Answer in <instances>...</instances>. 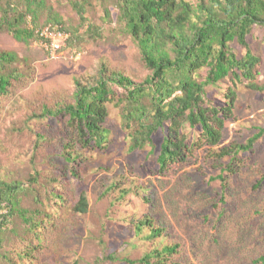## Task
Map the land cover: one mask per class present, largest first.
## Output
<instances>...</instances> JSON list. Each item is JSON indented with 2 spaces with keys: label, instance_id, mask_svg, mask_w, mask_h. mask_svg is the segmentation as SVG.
Returning <instances> with one entry per match:
<instances>
[{
  "label": "rangeland",
  "instance_id": "obj_1",
  "mask_svg": "<svg viewBox=\"0 0 264 264\" xmlns=\"http://www.w3.org/2000/svg\"><path fill=\"white\" fill-rule=\"evenodd\" d=\"M22 1L0 0L17 10ZM38 16L39 24L58 17L73 40L51 56L33 38L18 41L9 28L0 31V51L18 57L7 69L22 74L0 96V179L23 184L20 206L29 210L28 222L16 214L3 230L0 264H146L138 260L175 244L176 253L167 255L171 263L264 264L255 262L264 255V134L239 152L231 163L234 173L224 171L229 157L215 155L223 147L246 145L264 128V89L233 76L209 85L210 107L224 104L228 88L237 93L221 144L205 145L201 129L185 124L193 151L186 162L161 174L157 154L166 127L154 135L155 147L129 150L132 131L123 117L127 91L111 84L106 147L83 150L75 165L65 157L72 135L67 117L43 112L74 102L76 81L95 84L105 71L143 82L151 71L120 21L117 0H44ZM89 25L96 27L94 33ZM247 40L260 58L255 83L264 86V27L254 26ZM230 47L240 58L247 51L237 41ZM207 71H200V79ZM222 173L225 191L216 178ZM82 194L88 201L85 213L75 209ZM149 217L162 230L156 238L150 228L136 227ZM149 264L160 263L154 258Z\"/></svg>",
  "mask_w": 264,
  "mask_h": 264
},
{
  "label": "trees",
  "instance_id": "obj_2",
  "mask_svg": "<svg viewBox=\"0 0 264 264\" xmlns=\"http://www.w3.org/2000/svg\"><path fill=\"white\" fill-rule=\"evenodd\" d=\"M22 4V10H17L12 2L6 7L0 2V31L7 27L18 41L33 38L40 42L35 32L37 27L59 24L70 34L68 47H71L73 33L58 17L38 23L44 0H23ZM117 6L120 21L136 41L151 74L143 82H136L124 74L103 71L95 84L76 81L74 102L56 111L46 109L42 115L57 112L67 117L72 135L65 145V157L78 165L83 150L105 149L109 136L105 127L107 104L114 95L111 84L122 87L127 91L123 117L132 131L129 150H142L148 145L155 147L154 135L166 127L157 154L159 173L164 174L172 165L186 162L193 151L183 133L185 124L201 129L205 145L221 144L226 122L233 116L237 93L228 88L224 104L210 107L205 103L209 85L233 76L248 81L252 89H264L255 83L260 58L250 49L247 40L254 26L264 27V0H200L196 4L188 0H117ZM78 12L85 20L83 6H78ZM88 29L96 31L92 25ZM233 41L246 48L243 57L231 51ZM17 60L14 53L0 51V96L8 92L13 80L22 76L19 70L7 69ZM203 69L208 70L207 75L200 79ZM263 134L264 128L246 145L221 148L216 157L230 158L224 171L234 173L231 163L239 152L250 150ZM216 178L225 191L226 176L222 173ZM24 190L21 182L0 179V211L3 212L0 214V240L16 214L28 222L29 210L21 208L19 199ZM75 209L87 212L88 201L84 194ZM136 227L138 230L150 228L151 238L162 233L150 217L139 221ZM177 249V244L165 246L146 254L138 262L149 264L155 258L160 264H177L167 259V255L176 253ZM255 262H264V255Z\"/></svg>",
  "mask_w": 264,
  "mask_h": 264
},
{
  "label": "built area",
  "instance_id": "obj_3",
  "mask_svg": "<svg viewBox=\"0 0 264 264\" xmlns=\"http://www.w3.org/2000/svg\"><path fill=\"white\" fill-rule=\"evenodd\" d=\"M40 43L51 56L67 50L70 34L59 24H46L35 29ZM76 53V51H74Z\"/></svg>",
  "mask_w": 264,
  "mask_h": 264
}]
</instances>
